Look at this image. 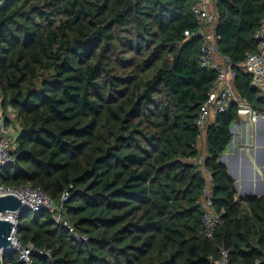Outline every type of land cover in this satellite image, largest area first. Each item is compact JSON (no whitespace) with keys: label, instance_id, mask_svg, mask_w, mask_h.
Listing matches in <instances>:
<instances>
[{"label":"trees","instance_id":"1","mask_svg":"<svg viewBox=\"0 0 264 264\" xmlns=\"http://www.w3.org/2000/svg\"><path fill=\"white\" fill-rule=\"evenodd\" d=\"M194 2L0 0V93L18 125L0 181L52 199L68 190L65 220L87 239L47 211L23 212L21 243L53 257L32 264H212L221 243L230 264H264V197H246L264 182V93L238 67L256 49L264 0H213L219 53L259 113L247 109L242 136L235 105L196 125L217 74L199 65L201 39L184 35L198 31ZM205 173L222 219L213 240L202 236Z\"/></svg>","mask_w":264,"mask_h":264},{"label":"built area","instance_id":"2","mask_svg":"<svg viewBox=\"0 0 264 264\" xmlns=\"http://www.w3.org/2000/svg\"><path fill=\"white\" fill-rule=\"evenodd\" d=\"M1 4V3H0ZM190 11L198 25V31L190 34L184 33L186 37L197 36L201 39L198 61L201 68L216 72V81L207 93V102L200 107L197 127L202 131L208 124L211 117L218 113H223L230 106L237 107L238 120L241 118L242 109L250 107L236 92L233 86L234 74L232 65L228 58L219 53L217 46L218 37L215 35L214 27L216 22L215 5L213 0H195ZM213 25V29L209 27ZM254 40L256 49L248 53L245 59L238 64L250 78L252 89L264 93V20L261 21L257 29ZM259 114V113H258ZM261 115V114H260ZM15 145V135L6 124L4 112V97L0 93V174L2 171L15 163L11 150ZM207 174V173H206ZM207 186L202 199L203 214L201 217L202 236L205 239L213 240L216 230L222 224L221 214L216 212L212 201V181L207 174ZM15 195L21 202V208L31 213L47 211L52 215V220L56 225L67 228L75 242L85 243L87 239L80 235L65 220V205L69 200V191L61 193L58 199H52L44 190L32 186H23L18 189L5 187L0 181V197ZM24 211L14 213L7 212L0 215L1 219L9 220L13 227L9 237L11 244L5 250V255L16 254L22 264H32L33 256L46 257L52 262V254L49 250L37 249L32 244L23 245L16 234L17 218ZM218 259L212 264H230V254L224 243L218 246Z\"/></svg>","mask_w":264,"mask_h":264},{"label":"water","instance_id":"3","mask_svg":"<svg viewBox=\"0 0 264 264\" xmlns=\"http://www.w3.org/2000/svg\"><path fill=\"white\" fill-rule=\"evenodd\" d=\"M262 119H264V116H262ZM230 134L232 135L231 127H230ZM260 139H262V137ZM261 143H264V139H262ZM222 156L223 155L219 157L218 162L219 164L227 168V166L222 162ZM235 188L237 190V184H235ZM246 197H255V198L264 197V182L258 183V187L255 193L249 194ZM22 210L24 212H30L28 210H24L21 208V202L15 195H6L0 197V215L7 212L14 213ZM12 227L13 225L9 220L0 218V264H2L3 258L5 256L6 248L9 247V245L11 244L9 237L11 235Z\"/></svg>","mask_w":264,"mask_h":264},{"label":"rangeland","instance_id":"4","mask_svg":"<svg viewBox=\"0 0 264 264\" xmlns=\"http://www.w3.org/2000/svg\"><path fill=\"white\" fill-rule=\"evenodd\" d=\"M209 29H213V25H211L210 27H209ZM247 109L248 110H250L249 109V107H244L243 109H242V123H243V126L241 125V129H240V133H241V136L244 134L243 133V130H244V127H245V124H246V114H247ZM8 116H9V118L11 119V120H13V119H15V114L11 111V110H9V112H8ZM213 120V117H211L210 118V122ZM235 122H237V121H235ZM12 131H13V133H14V135H16V132L18 131V125L15 123V122H13L12 123V125L9 127ZM204 132H203V134L201 135V138L199 139V141H198V146H199V148H200V150H201V154L203 153V151H204ZM231 139H232V135H231ZM231 141V140H230ZM244 142V141H243ZM198 164H200L201 166H202V160H201V157H200V159H199V161H198ZM205 176H206V178H208L207 177V174L205 173ZM237 191V190H236ZM236 197H237V195H236ZM237 199H239V198H237ZM241 199V203H242V205H246V202L243 200V198H240ZM239 199V200H240Z\"/></svg>","mask_w":264,"mask_h":264},{"label":"crops","instance_id":"5","mask_svg":"<svg viewBox=\"0 0 264 264\" xmlns=\"http://www.w3.org/2000/svg\"><path fill=\"white\" fill-rule=\"evenodd\" d=\"M199 149H200V148H199ZM205 157H206V152H205V145H204V151H203V153L201 154L202 165H203V162H204Z\"/></svg>","mask_w":264,"mask_h":264},{"label":"bare ground","instance_id":"6","mask_svg":"<svg viewBox=\"0 0 264 264\" xmlns=\"http://www.w3.org/2000/svg\"><path fill=\"white\" fill-rule=\"evenodd\" d=\"M240 121H241V125L243 126V123H242V114H241V118H240Z\"/></svg>","mask_w":264,"mask_h":264}]
</instances>
